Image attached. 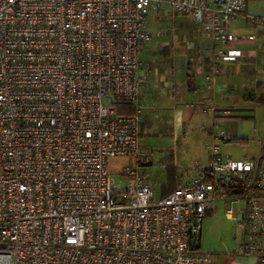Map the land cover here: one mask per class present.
<instances>
[{
	"label": "built area",
	"instance_id": "built-area-1",
	"mask_svg": "<svg viewBox=\"0 0 264 264\" xmlns=\"http://www.w3.org/2000/svg\"><path fill=\"white\" fill-rule=\"evenodd\" d=\"M166 3L224 44L247 0H0V264H212L198 242L222 200L239 254L264 264V157L211 145L191 180L157 197L142 116L119 108L137 104L148 15Z\"/></svg>",
	"mask_w": 264,
	"mask_h": 264
},
{
	"label": "crops",
	"instance_id": "crops-1",
	"mask_svg": "<svg viewBox=\"0 0 264 264\" xmlns=\"http://www.w3.org/2000/svg\"><path fill=\"white\" fill-rule=\"evenodd\" d=\"M253 17H260L259 23ZM147 21L152 37L154 32L159 36L158 46L143 61L140 59L146 77L136 104L142 116L141 144L149 160L143 169L148 176V169L158 165L163 169V189L186 183L195 175L197 162L211 159V145L236 160L263 157L264 135L260 131L258 136L256 132L250 134L242 120L253 114L245 115L243 110L264 107V0H247L245 10L227 23L237 38L224 44L168 3L162 10L150 12ZM222 47L238 49L241 54L235 60H223L217 56ZM191 122L200 125L203 144L197 145L195 157L188 161L189 150L182 153L180 143L191 141L186 131ZM256 136L259 143L252 151L250 143ZM149 139L159 147L157 164L152 147H147ZM224 145L245 146L243 157L224 153ZM182 147L189 149L190 142ZM252 261L239 252L235 256L229 252L216 253L212 264Z\"/></svg>",
	"mask_w": 264,
	"mask_h": 264
},
{
	"label": "rangeland",
	"instance_id": "rangeland-1",
	"mask_svg": "<svg viewBox=\"0 0 264 264\" xmlns=\"http://www.w3.org/2000/svg\"><path fill=\"white\" fill-rule=\"evenodd\" d=\"M176 12V11H175ZM177 15V14H176ZM176 20H179L177 17ZM182 21H185L182 19ZM158 39L159 36H157L154 32V35L152 37V40L150 42H146L144 44V47L141 49L140 53V59L143 61L150 52H152L153 49H155L158 46ZM243 113L245 115L252 114V117H244L242 120L243 127L249 133L256 132L258 136V132L260 131L262 137L264 135V107L262 106H256L252 108H248L243 110ZM187 136H190L191 141H183L185 144L190 142V148L187 149L186 147L183 148L182 146L185 145L184 143H180L182 153H188L186 154L187 157H189L187 160L190 161L195 157L196 151H197V145L203 144V141L199 139L201 135V128L200 125L197 124V122H191L186 126ZM254 137L253 140H251L250 143V149H252L255 146H258V138ZM152 141V140H151ZM150 139L147 141V147H152L155 161L157 164V156H159V147L153 145V143L150 144ZM246 147L242 145H235L231 146L229 148H226V145H224L223 152L224 153H233L232 155L234 158H242L244 154V150ZM149 149V148H148ZM232 151H231V150ZM251 151V152H252ZM113 169H117V165H113ZM149 175L151 177V181L154 182V189H155V195L157 197H160L162 195V177H163V169L160 168L158 165L153 167L152 169H148ZM117 179L120 181V177L117 176ZM230 206V203L227 201H219L216 203L215 208H213L205 217L204 223H203V229H202V237H201V249L204 252H208L213 254V256L216 253L220 254H227L230 252L231 256H235L237 252L241 251V246L239 244V240L236 239V234L240 233L239 229L237 227V221L236 216L234 213L229 212L227 208ZM235 207V206H234ZM239 235V234H238ZM229 255V254H228Z\"/></svg>",
	"mask_w": 264,
	"mask_h": 264
},
{
	"label": "trees",
	"instance_id": "trees-1",
	"mask_svg": "<svg viewBox=\"0 0 264 264\" xmlns=\"http://www.w3.org/2000/svg\"><path fill=\"white\" fill-rule=\"evenodd\" d=\"M119 108H120V110L122 112H125V113H128V114H135L138 111V106L136 104L132 103V102L121 103ZM263 157H261L258 160L260 161ZM177 187L178 186L173 187L171 189H165V188L163 189L162 188V192L163 193H162L161 197L166 196L168 193H170L172 190H174ZM245 189H246V186L244 184L234 185L229 191H227V193H229V194H233V193L239 194V193H242L243 191H245ZM200 239H201V235L199 236V242H198V247L199 248H201Z\"/></svg>",
	"mask_w": 264,
	"mask_h": 264
}]
</instances>
